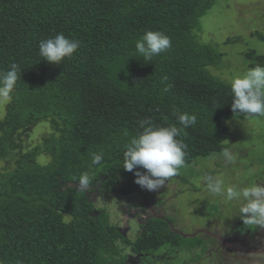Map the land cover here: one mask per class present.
I'll return each instance as SVG.
<instances>
[{
    "label": "trees",
    "instance_id": "1",
    "mask_svg": "<svg viewBox=\"0 0 264 264\" xmlns=\"http://www.w3.org/2000/svg\"><path fill=\"white\" fill-rule=\"evenodd\" d=\"M214 4L0 0V70L12 63L21 68L0 118L2 264H148L184 247V239L158 218L148 220L130 241L106 211L95 208L94 193L105 199L120 184L117 191L126 196L151 194L119 160L124 134H135L142 118L166 126L176 123L174 109L197 115V124L181 137L187 145L185 167L176 177L184 181L190 176L185 169L195 167L198 158L227 147L225 121L256 117L232 111L221 75L229 57L201 36L200 18ZM145 30L163 31L172 42L147 63L135 49ZM58 33L80 46L55 65L42 60L38 44ZM244 56L241 66L264 64L254 50ZM38 126L47 131L34 133ZM90 151L104 152L102 165L89 167ZM85 171L93 182L84 195L73 187L72 177ZM125 248L142 260L122 254Z\"/></svg>",
    "mask_w": 264,
    "mask_h": 264
},
{
    "label": "rangeland",
    "instance_id": "2",
    "mask_svg": "<svg viewBox=\"0 0 264 264\" xmlns=\"http://www.w3.org/2000/svg\"><path fill=\"white\" fill-rule=\"evenodd\" d=\"M199 22L204 41L215 42L218 50L224 51L229 57L227 58L230 60L228 68L221 72L224 79H228L231 76L230 73L233 76L248 67L247 65L244 67L245 63L241 66V61L247 60L244 54L254 50L256 55L264 56V0H216V4L200 18ZM4 107L5 104H0V118L4 114ZM224 126L226 127L223 136L224 144L237 154L233 165H225L220 159L213 160L212 158L218 154L198 158L194 163L195 167L185 169L187 175H190L189 178L180 182L177 178L166 182L164 186H167L168 190L165 193L169 197L160 194L163 193L162 188L156 190V194L159 195L157 197L159 202L156 204L163 205L165 213L169 211L167 218L177 227V232L172 231L184 239L182 245L186 246L185 249H189V244H194L197 259H194L193 252L183 254L184 247L181 246L176 252L166 251L167 256L163 260L151 261L148 264H162L161 262L166 261L172 264H214L211 260H201L202 252L198 250L199 247H203L201 239H206L204 240L205 247H203L206 249L207 235L210 233L208 229H213L214 225L216 227L217 222L221 228L228 220H231L233 213L238 211L239 202L226 201L222 196H212L204 183L197 182L200 176L211 173L222 179L226 187L242 186L252 182L264 183V117L239 116L225 121ZM45 127L38 126L34 133L47 131ZM116 186L118 190L120 184ZM117 190L107 194L105 199H99V195H96L98 199L94 201V206L96 209L106 211L109 222L114 226H119V229L123 227L122 218L126 212L131 209L136 211L130 216L128 224L130 231L127 235L130 241H135L140 228L138 219L144 211V203L150 200L152 193L155 194L156 191H151V195L148 196L143 192H133L126 196ZM178 196L181 197L178 200L179 204H173ZM172 198L174 200H171ZM258 234L261 236L260 244L264 245V228L262 234ZM212 243L215 245V242ZM211 246L212 244L209 247ZM122 254L134 256L131 255L129 248H125ZM199 257L201 258L198 259ZM243 260L246 264H264V257L248 256Z\"/></svg>",
    "mask_w": 264,
    "mask_h": 264
},
{
    "label": "clouds",
    "instance_id": "3",
    "mask_svg": "<svg viewBox=\"0 0 264 264\" xmlns=\"http://www.w3.org/2000/svg\"><path fill=\"white\" fill-rule=\"evenodd\" d=\"M171 43L170 37L163 31L145 30L135 43V49L147 63L154 56L165 53L171 47ZM79 46L80 42L77 39L58 33L39 41L38 54L42 60L59 65L65 58H71ZM20 73L21 68L17 63L10 64L7 70H0V104L12 101ZM226 83L231 92V109L235 114L264 117V64L248 66L244 71L229 77ZM167 90L166 88L165 91ZM173 115L175 124L165 126L155 123L150 117H145L138 121L135 134H124L126 141L119 153L120 166L126 171L133 172L134 182L146 190L156 191L162 188L169 178L178 175L180 169L185 167L187 145L181 137L187 135L186 129L197 124L198 117L195 113L180 109H174ZM88 156L90 168L100 166L104 162L103 151H90ZM212 159H220L225 165H233L237 154L229 147H225ZM72 181L78 192L85 195L91 191L93 179L89 172L85 171L78 177L73 176ZM197 182L204 183L207 191L214 197L222 196L226 201L239 202L237 216L245 226L264 228V183L252 182L242 186L226 187L222 179L211 173L200 176ZM94 196L95 200L101 197ZM131 211L129 212L132 215L135 214L133 209Z\"/></svg>",
    "mask_w": 264,
    "mask_h": 264
},
{
    "label": "flooded vegetation",
    "instance_id": "4",
    "mask_svg": "<svg viewBox=\"0 0 264 264\" xmlns=\"http://www.w3.org/2000/svg\"><path fill=\"white\" fill-rule=\"evenodd\" d=\"M177 177H171L168 180L176 179ZM177 181L180 182V180L177 178ZM161 189V188H160ZM159 190V189H158ZM167 186H163L160 194L164 197H169L167 193ZM152 193V196L150 200H147V202L144 203V211L141 213V217L138 219V224L140 225L139 231L137 232V235H141L143 231V225L146 224V222L152 218H158L160 220L166 221L169 223L171 230L174 232H177V227L171 223L167 216L169 215L168 212L165 213L163 205H157L156 203L159 202L157 200V197L159 195ZM94 195H99L98 193H94ZM151 195V194H150ZM181 197L178 196V199H176V202L173 204H179V201ZM157 200V201H156ZM171 200H174L172 198ZM167 200V201H171ZM237 212L235 211L233 213V218L231 220H228L221 228L219 223L217 222V226L213 227V229L210 230L209 235H207V242L208 245L206 246V249H203L204 246V239H201V245H203L202 248H198V250H201L202 259L211 260L214 262V264H246V262L243 260L246 257H264V245H261L260 241V234H262L263 228L259 226H245L239 216H237ZM136 213V211H135ZM173 213V212H172ZM132 214L130 212L126 213L124 217L122 218V225L123 227L119 229L124 236L127 237L128 232L130 231V227L128 226L130 216ZM119 228V226H118ZM199 230V229H198ZM127 231V232H126ZM136 235V236H137ZM134 241V240H133ZM212 242H215V245H213ZM212 244L211 247H209ZM261 245V246H260ZM213 246H216L213 248ZM209 247V248H208ZM204 251V253H203ZM194 253V259H197L195 257V249H185L183 251V254H191ZM167 256V254L165 253ZM164 255V257H165ZM196 256L197 252H196ZM159 257V255H158ZM199 257L198 259H200ZM135 260L141 261L142 255L138 254L133 256ZM242 262V263H241ZM210 263V262H207Z\"/></svg>",
    "mask_w": 264,
    "mask_h": 264
}]
</instances>
